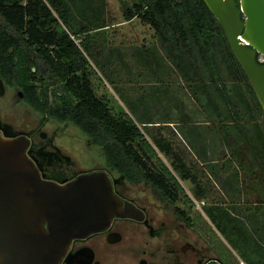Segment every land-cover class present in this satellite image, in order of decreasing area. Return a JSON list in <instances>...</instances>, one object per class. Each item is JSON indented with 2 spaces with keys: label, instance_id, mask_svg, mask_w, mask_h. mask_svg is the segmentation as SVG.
<instances>
[{
  "label": "trees",
  "instance_id": "16d2710c",
  "mask_svg": "<svg viewBox=\"0 0 264 264\" xmlns=\"http://www.w3.org/2000/svg\"><path fill=\"white\" fill-rule=\"evenodd\" d=\"M115 1L124 22L137 18L153 30L169 60L156 47L142 44L141 51L135 50L134 63L142 52L151 56L145 64H155L154 76L161 66L176 72L186 93L212 122L209 132L213 134L215 128L218 142L229 150L244 145L251 166L264 172V113L231 55L220 26L202 0H132L131 4ZM97 3L95 7L94 0H0V80L16 88L34 114L59 124L70 123L93 139L107 160L138 176L135 182L156 188L160 183L161 190L168 191L164 185L168 181L164 176L167 169H160L157 174L148 168V162L156 158V151L171 157L172 148L158 136L153 141L154 149L139 126L149 128L145 124L154 107L135 97L129 108L137 116L135 122L105 94L98 98L93 89V79L98 76L84 52H89L94 36L106 28L103 23L99 26L104 0ZM113 54L107 53V64ZM160 75L157 78L162 83L165 76ZM224 75L230 80L225 81ZM172 100L173 104L176 98L173 96ZM158 120L165 123L169 113L159 115ZM187 124L182 122L177 127ZM191 137L197 139L194 145L185 142L187 147L204 160L208 151L202 146L201 136L192 132ZM198 144L201 147L196 150ZM230 162L222 168L227 174L223 186L239 195L238 171ZM156 165L165 168L160 162ZM172 166L182 181L191 180L195 198L205 199L206 191L180 157L176 156ZM216 168L215 164H208V173L215 179L221 173ZM206 213L225 237L232 235V230L241 234L228 208L213 206ZM246 257L250 264H264L259 255L256 260Z\"/></svg>",
  "mask_w": 264,
  "mask_h": 264
},
{
  "label": "rangeland",
  "instance_id": "374dc122",
  "mask_svg": "<svg viewBox=\"0 0 264 264\" xmlns=\"http://www.w3.org/2000/svg\"><path fill=\"white\" fill-rule=\"evenodd\" d=\"M125 1L129 4L132 3V0ZM94 4L95 7L99 5L97 0H94ZM100 21L99 26L102 25L101 23L106 25L105 31L97 33L90 43L89 52H84L90 68L98 76V79H93V89L96 96L101 98L105 94L106 99L110 100L114 106H121L135 122H137V116L132 115L129 109L135 97L141 99L142 103L144 102L154 107L152 115L149 116L150 120H148L151 123L146 122L147 124H145L149 128L139 125L145 139L154 147L153 141L158 136H161L170 144L173 153L179 154L185 164L192 169L196 182L206 191V199H196L192 196L193 191L189 189L188 182L182 181L178 173H173V177L180 183V186L187 193V196L192 199L193 203L192 212H188L186 206L182 204H178V207L183 209L188 215H191L197 229H207L206 227H209L212 240H214L213 243L216 242L219 246L216 248L219 250V254L231 255L241 264H250L246 255H250L255 260L259 255L261 260L264 261V206L259 208L249 206V203L262 200V196L260 197L256 193L255 187L260 188L264 192V172L260 168L251 166V158L244 145H241L238 150H229L218 142L220 139L217 136L218 134L215 133V128L212 127L213 134L209 132L210 127L213 125L212 122L204 116L198 104L186 93L185 86L176 72L172 73L168 67L161 66L162 69L160 68V71L155 72L158 75L161 74L160 78L165 76L162 79V83H160L159 77L157 78L158 75L154 76L153 73L155 64L151 63L150 67L145 64V60L148 61L151 56L141 52V57L138 58L136 64L134 63L135 50L138 48L141 51L142 44L148 47H156L159 53L164 55L162 57L168 60L167 53L162 50L155 33L150 27L137 18L129 23H124L115 0H104V9ZM109 51L114 54L111 63L107 64L106 56ZM259 60L261 63L264 62L262 57H259ZM159 62L160 60L157 63ZM224 80L229 81L230 77L224 75ZM173 96L176 101L172 104ZM10 98L11 95L0 98V118L15 126H31V111L25 109L23 105H13ZM207 110L210 112V109L207 108ZM164 113H169V120L165 121V123H158L159 115L163 116ZM182 122L191 124L207 122V124L176 126V124L180 126ZM50 128L52 127L46 126L44 130L49 131ZM68 131L75 136L79 135L76 129ZM192 132L194 134L198 133L202 138V146H206L204 149H207L208 152L204 160H201L197 155H195L196 159L193 158L192 153L195 154V151L188 148L185 143L194 145V141L197 138L191 137ZM59 143L66 144L73 155L78 152V148L80 149L79 146L68 140H62ZM200 147L201 145L198 144L196 150ZM154 149L156 148L154 147ZM199 152L201 153L202 151ZM156 153V159L148 162V168L157 173L159 171V167L156 165L158 159L170 172L171 157L158 151ZM78 154H76L77 159H79ZM245 154L248 156L244 157ZM99 161L100 157L97 153H93L92 158H86L82 153L80 155V166L82 169L96 167L99 165ZM227 161H231L233 168L238 171L240 195L230 194L224 187L227 174L222 172V168ZM213 162H217L215 163L216 169L221 172L217 179L210 176L208 165H206ZM240 201L243 205H239L238 208H231L232 204L237 205ZM202 203L206 205L207 203H216L217 205L226 206L230 214L236 217L235 221L241 233L239 238L235 239L236 243H233L234 241L230 243L215 229ZM241 236L242 238L240 239Z\"/></svg>",
  "mask_w": 264,
  "mask_h": 264
},
{
  "label": "flooded vegetation",
  "instance_id": "af4514ba",
  "mask_svg": "<svg viewBox=\"0 0 264 264\" xmlns=\"http://www.w3.org/2000/svg\"><path fill=\"white\" fill-rule=\"evenodd\" d=\"M8 95H11L13 105H23L25 109L30 110L22 102L23 95L16 88L9 87L0 80V98ZM30 117L33 121H30L31 126H15L1 118L0 126L2 128L10 126L8 134L14 135L5 139L26 140V156L43 181L62 185L83 174L105 173L111 181L113 194L122 202L131 205L136 212V219L114 218L105 230L73 240L58 264H241L231 255L219 254V250L216 249L219 246L216 242L213 243L209 227L197 229L191 215L178 207V204H182L186 206L188 212L193 210L192 199L172 175L178 173L172 163L176 156L182 159L179 154L172 151L170 172L166 167H159V170L167 169L164 176L168 181L164 185L169 189L164 191L161 190L160 183L156 188L141 181L135 182L137 175L123 171L117 163L112 164L113 162L106 159L93 139L70 123L59 124L41 118L32 111ZM46 126L52 128L45 131ZM71 129H76L79 135L69 133L68 130ZM0 134L4 137L2 129ZM62 140L79 146V154L75 151H73L75 155L71 154L66 144L59 143ZM81 153L86 158H92L93 153H97L100 157L99 165L82 169ZM76 154L79 159L76 158ZM192 156L196 159L195 154L192 153ZM183 162L185 163L184 160ZM215 163L217 162H213ZM186 167L193 175L192 169L188 165ZM187 182L189 189L193 191L191 180ZM192 196L195 197L194 192ZM202 206L207 210L218 205L202 203ZM231 206L238 208L239 204ZM181 212H184V215ZM218 232L222 234L219 230ZM230 232L232 235L228 238L222 235L230 243L233 241L236 243L235 239L239 238V232L236 230ZM48 258L52 259L54 264L57 258L55 251L49 253Z\"/></svg>",
  "mask_w": 264,
  "mask_h": 264
},
{
  "label": "water",
  "instance_id": "95a60500",
  "mask_svg": "<svg viewBox=\"0 0 264 264\" xmlns=\"http://www.w3.org/2000/svg\"><path fill=\"white\" fill-rule=\"evenodd\" d=\"M202 2L264 113V0ZM9 128L0 126V264H52V251L58 264L73 240L105 230L114 218L136 219L105 173L62 185L43 181L26 156V140L5 139L14 136Z\"/></svg>",
  "mask_w": 264,
  "mask_h": 264
},
{
  "label": "crops",
  "instance_id": "0c3cea01",
  "mask_svg": "<svg viewBox=\"0 0 264 264\" xmlns=\"http://www.w3.org/2000/svg\"><path fill=\"white\" fill-rule=\"evenodd\" d=\"M124 23H126V22H124ZM202 124H207V123H199V124H191V123H189V124H187V125H195V126H200V125H202ZM178 124H176V126H177ZM249 155V154H248ZM248 155H244V157H247ZM239 190H240V188H239ZM255 190H256V193L261 197V199L262 200H260V201H256V202H253V203H249V206L250 207H262V206H264V197H263V195H264V192H262V190L260 189V188H257V187H255ZM239 195L241 194V191L238 193ZM241 200H242V198H241ZM239 205H243L242 204V202L240 201V203H238ZM246 206H248V205H246ZM258 230V229H257ZM261 231H262V229H261ZM242 238V236L240 237V239Z\"/></svg>",
  "mask_w": 264,
  "mask_h": 264
},
{
  "label": "bare ground",
  "instance_id": "6f19581e",
  "mask_svg": "<svg viewBox=\"0 0 264 264\" xmlns=\"http://www.w3.org/2000/svg\"><path fill=\"white\" fill-rule=\"evenodd\" d=\"M127 214H129V212H127Z\"/></svg>",
  "mask_w": 264,
  "mask_h": 264
}]
</instances>
